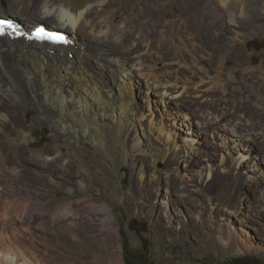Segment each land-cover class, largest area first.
<instances>
[{
    "label": "rangeland",
    "instance_id": "1",
    "mask_svg": "<svg viewBox=\"0 0 264 264\" xmlns=\"http://www.w3.org/2000/svg\"><path fill=\"white\" fill-rule=\"evenodd\" d=\"M261 10L263 17L247 37L222 44L223 53H238V60L228 62L221 76L224 91L203 87L196 93L189 83L181 94L168 87L163 94L162 87H147L137 74L122 75L133 84L126 80L130 122L121 134V150L94 143L70 128L71 117L63 114L65 120L54 104L37 98L40 111L30 91H22L19 98L0 95L10 109L1 111L7 117L0 118V152H17L14 167L39 181L22 189L23 180L13 168L0 173V264H127L122 234L132 264H264V104L253 114L244 97L241 103L237 100L242 91L227 84L246 88L241 80H231L232 70L240 67L248 66L257 75L264 59ZM24 23L22 30L35 26ZM43 23L52 29L49 21ZM225 27L219 33L231 36L232 27ZM206 58L205 66L212 69L218 57ZM159 67L154 72L165 66ZM109 73L104 81L117 92ZM254 80L264 94V85L258 77ZM49 115L67 121V126ZM21 128L24 141L17 131ZM40 153L49 159L62 157L48 165L38 160ZM6 179L17 181L12 182L17 187L9 191ZM80 197L93 203L98 214L96 245L82 230L60 232L51 223L42 228L40 212L9 209L11 202L25 199L57 203ZM104 217L111 220L107 228Z\"/></svg>",
    "mask_w": 264,
    "mask_h": 264
},
{
    "label": "bare ground",
    "instance_id": "2",
    "mask_svg": "<svg viewBox=\"0 0 264 264\" xmlns=\"http://www.w3.org/2000/svg\"><path fill=\"white\" fill-rule=\"evenodd\" d=\"M214 1L0 0V18H15L13 20L20 30L26 21L35 26L49 21L53 30L58 28L56 33H68V37L74 40L68 46H48L45 42H26L14 34L0 38V95L11 94L19 98L22 91H30L33 95L31 100L33 103L37 101L40 111H43V107L37 98L54 104L61 116L71 117L70 128L76 127L94 143L106 149L121 150V134L130 122V99L127 96L130 94L127 89L132 80L125 77L128 83L122 75L137 74L147 87H162L163 94L168 91L166 87L172 88L174 94H181L189 83L196 93L203 87L212 91L226 89L221 76L228 62L238 60V53H223L222 44L247 37V31L253 29L263 17L261 9H264V4L256 5L261 0H217L219 4L215 5ZM225 26L232 27L231 36L219 33L226 29ZM10 28L4 27L3 31ZM63 38L67 39L66 36ZM206 54L218 57L212 69L205 66ZM248 60L251 61L252 57ZM158 63L165 67L160 72H154ZM97 65L98 68L107 67L109 71H106L111 72L117 92L111 89L113 87L107 88L108 83L104 79L107 80L108 73L103 70L99 73L102 68H95ZM256 72L257 75L248 66L232 70L231 80H241L246 88L230 81L227 83L242 91L236 99L241 103L244 97L247 110L253 114L264 104V94L254 80L258 77L264 85V59ZM1 98L0 118L5 119L7 116L1 111L8 112L10 109ZM48 117L62 127L68 124L53 116ZM260 118L263 119V115ZM17 131L20 140L24 141L25 129ZM136 146L139 148V145ZM49 150L46 152L49 153ZM47 153H40L38 160L53 165L62 157L59 155L49 159L45 156ZM17 155V152H0V173L3 171L1 174L5 175L2 170L5 167L13 168L15 175L19 174L23 180L21 188L28 189L29 183L39 181L28 171L14 167L13 158ZM46 178L51 181L50 176ZM5 181L9 191L17 187L14 185L17 181ZM15 206L27 214L31 211L42 213L38 219L42 228H47L51 223L60 232L82 230L92 243L98 238V234H95L100 224L98 214L87 198L57 203L25 199L14 204L11 202L9 209ZM103 209L106 212V208ZM110 223L109 217L102 218L105 228ZM20 232L23 234V230ZM108 244L105 245L107 252ZM13 259L15 256L11 261Z\"/></svg>",
    "mask_w": 264,
    "mask_h": 264
},
{
    "label": "clouds",
    "instance_id": "3",
    "mask_svg": "<svg viewBox=\"0 0 264 264\" xmlns=\"http://www.w3.org/2000/svg\"><path fill=\"white\" fill-rule=\"evenodd\" d=\"M1 18H3V19H5V20H12L13 22H14V20L13 19H8V18H4V17H1ZM43 24H45V23H41V24H39L38 26L39 27H42V28H45V29H49V28H47V25L45 24V26L46 27H44L43 26ZM36 27V26H35ZM34 28V27H33ZM33 28H30L29 30H32ZM51 28V27H50ZM28 30V31H29ZM50 30H52V29H50ZM11 31H14V32H17V33H19L20 35H18V36H21L22 37V39L24 40V37H26V35H27V33H24V34H22V30H19V26L17 25L16 27H15V29L14 30H11ZM52 31H54V32H56L57 31V29H55L54 28V30H52ZM7 32L4 34V35H0V38H2V37H6L7 35ZM59 34H61V35H63L64 37L66 36L67 37V41H68V43L66 44V45H64V46H68V45H72L73 44V41L68 37V33H65V32H63V33H59ZM25 41V40H24ZM26 42H45V43H47V44H49V45H52V46H57V45H63V44H60V43H56L55 42V44H53V42L52 41H46V40H43V41H39V40H37V41H26ZM44 45H46V44H44ZM47 46V45H46Z\"/></svg>",
    "mask_w": 264,
    "mask_h": 264
},
{
    "label": "trees",
    "instance_id": "4",
    "mask_svg": "<svg viewBox=\"0 0 264 264\" xmlns=\"http://www.w3.org/2000/svg\"><path fill=\"white\" fill-rule=\"evenodd\" d=\"M122 235H123V244H124V256H125L126 262H127V264H132L131 263L132 259L130 258L131 250L128 247V242H127L126 237L124 236V234H122Z\"/></svg>",
    "mask_w": 264,
    "mask_h": 264
},
{
    "label": "snow or ice",
    "instance_id": "5",
    "mask_svg": "<svg viewBox=\"0 0 264 264\" xmlns=\"http://www.w3.org/2000/svg\"><path fill=\"white\" fill-rule=\"evenodd\" d=\"M5 25H6L7 27H12L11 23H8V22H5V21H0V34H3L2 29H3V27H4ZM49 38H51V37H49ZM60 39H62V37H61Z\"/></svg>",
    "mask_w": 264,
    "mask_h": 264
},
{
    "label": "water",
    "instance_id": "6",
    "mask_svg": "<svg viewBox=\"0 0 264 264\" xmlns=\"http://www.w3.org/2000/svg\"><path fill=\"white\" fill-rule=\"evenodd\" d=\"M43 26L46 27L45 24H43Z\"/></svg>",
    "mask_w": 264,
    "mask_h": 264
}]
</instances>
